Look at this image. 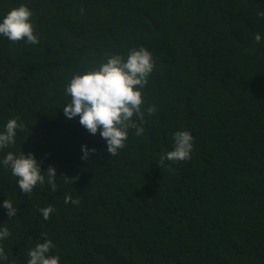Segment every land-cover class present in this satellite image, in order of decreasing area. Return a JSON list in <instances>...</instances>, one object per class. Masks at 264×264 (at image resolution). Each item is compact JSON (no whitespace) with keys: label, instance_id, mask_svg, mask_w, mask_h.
I'll use <instances>...</instances> for the list:
<instances>
[{"label":"trees","instance_id":"trees-1","mask_svg":"<svg viewBox=\"0 0 264 264\" xmlns=\"http://www.w3.org/2000/svg\"><path fill=\"white\" fill-rule=\"evenodd\" d=\"M21 4L39 43L0 35V132L17 117L25 126L0 150V228L11 232L0 264H27L46 239L60 264H264V0H0V22ZM141 46L155 60L142 107L156 113L111 156L66 118L65 87ZM177 131L194 138L191 160L160 168ZM82 145L96 149L87 161ZM8 152L54 166L57 191L23 193Z\"/></svg>","mask_w":264,"mask_h":264},{"label":"clouds","instance_id":"clouds-1","mask_svg":"<svg viewBox=\"0 0 264 264\" xmlns=\"http://www.w3.org/2000/svg\"><path fill=\"white\" fill-rule=\"evenodd\" d=\"M83 13L84 9H80ZM258 16L264 18V12H258ZM33 12L21 4L11 9L2 22H0V35L6 37L13 43L24 41L34 45L39 43L38 35L34 32L31 22ZM261 36H255L259 43ZM155 68V60L152 53L143 46L129 51L127 59L120 54H106L105 59L98 62V67L93 66L91 70L82 73H74L70 83L65 87V93L71 97V102L64 108L63 112L67 119L79 116V123L91 135L99 133L106 142V152L111 156H117L119 151L126 146L129 130H134L136 136L144 133L143 125L147 123L145 113L153 116L156 106L149 105L143 108V89L149 83V77ZM135 118V119H134ZM18 117L10 119L4 132H0V150L15 145L17 130L23 131L24 124L18 123ZM193 136L188 131H177L173 134L174 147L172 151L161 153L158 166L162 168L165 160L172 163L191 160L193 149ZM82 160L87 161L95 153L96 149H89L82 145ZM3 166L11 170V174L17 177L21 191L29 196L33 189L39 184L47 183L52 192L57 191L56 169L49 166L42 171V161H37L34 154L19 155L8 152L4 157ZM171 171V168H169ZM46 173V177H45ZM77 178H68L65 182L72 184ZM65 204L79 205V199H73L71 195L65 196ZM7 209L9 218L16 216L17 209L13 207L10 200L3 202ZM45 220L55 209L50 205L39 209ZM41 237H47V233H40ZM11 236L7 227L0 228V240ZM55 245L50 239L45 242H37L35 247L28 252L30 259L27 264H60V257L48 255ZM4 248L0 246V260H7Z\"/></svg>","mask_w":264,"mask_h":264}]
</instances>
